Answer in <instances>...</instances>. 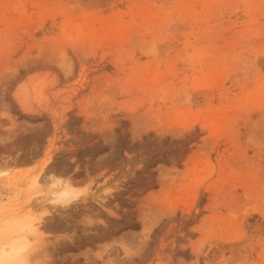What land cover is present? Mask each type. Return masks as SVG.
Segmentation results:
<instances>
[{"label":"rangeland","instance_id":"1","mask_svg":"<svg viewBox=\"0 0 264 264\" xmlns=\"http://www.w3.org/2000/svg\"><path fill=\"white\" fill-rule=\"evenodd\" d=\"M0 169V264H264V0H0Z\"/></svg>","mask_w":264,"mask_h":264},{"label":"bare ground","instance_id":"2","mask_svg":"<svg viewBox=\"0 0 264 264\" xmlns=\"http://www.w3.org/2000/svg\"><path fill=\"white\" fill-rule=\"evenodd\" d=\"M8 171H9L8 169H0V174L7 173ZM52 180H53L52 183L55 185V187L53 188V193H54L55 197H62L66 201L67 200L71 201L73 199H76L78 197V195L80 194V192H81L80 189H76L75 186L72 184V182H70L67 179H63V178L54 176V178ZM26 225H25L26 227H24L22 229V231H24V230L28 231V232H30V234L36 232L37 229L39 228V224L35 223V222H32V221L29 222ZM151 225L149 223L148 224L145 223V226H144V229H143V234H144V232H148L150 230V228L152 227ZM24 238H25V240L21 241L20 245H18V247L16 248V250H17L15 252L16 256H21V255L24 256V254L22 252H24L25 249L30 244V241L28 240V235H24L23 239ZM3 251H6V249L3 248Z\"/></svg>","mask_w":264,"mask_h":264}]
</instances>
